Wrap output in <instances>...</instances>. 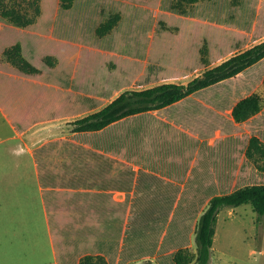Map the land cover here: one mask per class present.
I'll return each mask as SVG.
<instances>
[{
    "label": "rangeland",
    "instance_id": "obj_1",
    "mask_svg": "<svg viewBox=\"0 0 264 264\" xmlns=\"http://www.w3.org/2000/svg\"><path fill=\"white\" fill-rule=\"evenodd\" d=\"M0 2L26 18L35 14V0ZM171 4L172 0H74V11L55 13L54 26L65 25L54 33L58 40L27 33L0 17V98H17L20 105L0 109V139L11 134L8 119L13 122L14 117L22 123L13 122L17 133L31 140L29 150L20 140L0 143V264H77L85 254H102L109 264L147 260L172 264L180 248L195 253V224L210 197L264 183V174L256 169L264 158L250 161L244 156L251 136L264 142V59L202 93L211 100L197 96L201 101L192 107L206 113L207 119L192 124L179 106L165 111L189 123L191 132L201 138L197 147L193 140L160 136V127L155 142L147 141L140 134L150 122L146 116L122 120L100 132H73V121L125 90L163 82L186 84L264 40V0H210L184 5L190 7L185 15ZM56 9L62 10L59 4ZM113 13L121 16L115 38H94L91 23L96 19L95 26ZM48 24L46 18L40 26ZM16 43L24 57L42 69L41 75H24L5 60L3 52ZM46 56L58 60L56 68L45 67ZM27 94L34 96L25 99L24 106L19 101ZM250 94L261 97L263 109L237 124L229 110ZM205 100L210 107H200ZM215 103L219 116L213 120ZM166 114L165 118H172ZM177 124L185 128L182 122ZM140 152L165 160L177 175L187 157L194 156L187 168L195 184L187 191L189 198L180 189L160 194L142 177L136 182L133 166ZM195 158L198 164L193 163ZM120 169L132 174L118 175ZM88 171H93L99 185L133 188L128 199L116 197L121 187H113L116 198L110 202L107 196V207H101L106 205L102 202L91 207L86 195L91 190ZM99 195L94 199L103 198ZM152 195L157 198L151 201ZM263 222L264 215L249 204L221 209L209 264H264Z\"/></svg>",
    "mask_w": 264,
    "mask_h": 264
},
{
    "label": "trees",
    "instance_id": "obj_2",
    "mask_svg": "<svg viewBox=\"0 0 264 264\" xmlns=\"http://www.w3.org/2000/svg\"><path fill=\"white\" fill-rule=\"evenodd\" d=\"M35 1V14L31 18H26L15 9L5 8L4 5H1V2L0 17L10 25L25 30L27 33L44 39L58 40L54 36V33L65 28V25L54 26L53 18L55 17V13L57 15L59 13H69L70 10L74 11V0H60L59 3L51 0V7L47 4L49 0ZM208 1L210 0H172L171 8L185 15L193 5ZM58 4L62 10L56 9ZM184 5H190V7L185 9ZM46 18L49 19V24L45 28L41 27L40 24L42 22L46 23ZM95 20L91 23L94 38L106 40L115 38L112 36L117 35L116 29L121 21V16L118 13H113L95 26H92ZM64 43H70V40H65ZM72 45L77 44L72 43ZM3 55L6 57L5 60L7 62L14 65L24 75L39 76L42 74V69L34 66L24 57L19 43L6 49ZM263 59L264 40L231 55L211 68L205 69L199 76L186 84L163 82L139 90H125L99 110L73 121L71 123L73 125V132H100L122 120L135 116L139 118L142 114L165 109L195 93L236 77ZM43 63L45 67L54 69L58 65V60L51 56H46L43 58ZM262 109L261 97L257 94H250L232 104L229 113L231 119L239 124L257 116ZM244 156L250 161L256 160V158H264V142L257 136H251L248 140ZM256 169L264 174V163L257 164ZM244 204H249L258 215H264V183L246 184L231 192L210 197L195 224V253H191L187 248H180L174 253L172 264H209L215 234L214 223L217 214L223 208H236ZM77 264L109 263L102 254H85L79 258ZM142 264L156 263L147 260Z\"/></svg>",
    "mask_w": 264,
    "mask_h": 264
},
{
    "label": "crops",
    "instance_id": "obj_3",
    "mask_svg": "<svg viewBox=\"0 0 264 264\" xmlns=\"http://www.w3.org/2000/svg\"><path fill=\"white\" fill-rule=\"evenodd\" d=\"M7 68L11 69L8 66H7ZM13 75H15V77L19 78V79L21 77V75H16L15 72ZM20 80L23 83L24 80H22V79H20ZM29 85H35V84L33 83V84H29ZM207 89L202 90L198 93H195V94L191 95L190 97H188V98H186V99H184V100H182V101H180L174 105H171L165 109H161L158 111H152V112L142 114L141 117L142 116H146L147 118L149 117L150 122L147 120L148 124H146V125L142 126V128H140V130H142V131H140V134L145 136V139L147 141H151L154 143L155 142V140H153L154 139L153 138L154 133L157 131L158 127H160V132H159L160 136H163L164 134L172 135V136L178 138L180 142L185 141V140L190 142L191 140H193V141H195L194 142L195 147H197L198 144L200 143L199 140L201 138L199 135H196L195 133L191 132V129H190L191 126L188 125L189 123L185 122L184 120H181V118H179L178 116L167 115L165 113V111L172 109V107H174V106L175 107L179 106L178 111L184 112L186 114L185 116L187 117V119L192 121V124L196 123L198 121H201L202 119H207L208 115L206 113L196 111L195 107H192L193 106L192 103H196V101H201L197 98V96H201V98L206 97V96H203L204 94H202V93L206 92ZM26 96H28V98H25ZM26 96H24L22 101H19L20 103L22 102V105L24 104V106L26 104L25 99L30 101V100H32L31 98L34 95H28L27 94ZM206 98H208V100H211V96H210V98L209 97H206ZM17 101H18L17 98H14V97L13 98L8 97V99L6 98L5 100L0 98V109H2V110L4 109L5 111H7V109H10V107L13 108L14 106H20V105L15 103ZM203 102L205 105H201L200 107H210V104L208 103V101L205 100ZM216 105H217V103H215V109L213 110L214 113H212V115L214 116L213 120L217 119V116H219L218 115V108L216 107ZM24 106H22L21 110L25 109ZM185 108L188 110L184 111ZM208 110H210V109H208ZM229 112H230V110H229ZM13 113H15V112H13ZM163 113L166 114V116H171L172 118H169V117L165 118L163 116ZM207 113L209 115H211V110L207 111ZM5 116L7 117L8 115L5 114ZM22 117H23V115H22ZM8 121H9L8 123H9L10 128H11V134L0 139V143L6 142V141L8 142L10 140H13V141H19L20 140L19 142H22L23 145H25V149H28V150L31 149L29 144H28L31 142L30 137L26 139L25 135L23 136V135H20L19 133H17V130H16L17 127L15 128V126L13 124V122H14L15 125L18 126L17 122H19V123H21V122L20 121L16 122L14 117L12 118L13 122H11L10 119H8ZM177 122H180V123L182 122V124L184 125L185 128H182L181 126H179L177 124ZM214 124H217V122H215ZM149 134H151V136H150L151 138L149 137ZM43 140L46 141L44 137H43ZM160 144L161 143H157L156 146H159ZM193 157H191V154L187 157L186 162H185V166L183 165L181 172L177 175L167 165L165 160L158 161L157 157L149 154L148 152H145V153L140 152L138 155V158H137L136 165L133 166L135 176H136V182L140 177H142L144 179L143 180L144 184L157 186V187H154L153 190L154 191L159 190L160 194L162 192H165V191H174V190L180 189L186 195V196H184V198H187L188 197L187 191H189V187L191 185H195V184L191 183L192 179L190 180V175H189L190 172L188 173V169H187L192 164ZM197 159L198 158H195L193 163L198 164ZM175 163L179 164V162H177V161H175ZM121 165H122V163H120V166ZM201 165H203V163ZM184 167H186L187 170L184 169ZM34 173H35L34 175L37 177L36 178L37 181H39V179H38L39 178V171L36 170V171H34ZM88 173H89V179H90L88 186H90L89 189H91V190L86 191L87 192L86 195H87V201H88V203L91 204V207L97 206L99 202L106 204L103 206L100 205L101 207H107L108 202L109 201L111 202L112 197L113 198L115 197L114 196L115 191H113V189H112L113 187H121L120 192H119V196H116V197L120 198L123 195L124 196V198H123L124 202L126 201V199H128V194L130 195L131 189H133V188H131L130 190H128V189H126V186H119V185H115L113 183L106 185V186L99 185L97 179L94 177L93 171H88ZM127 173L132 174V171L120 169L118 172V175H124ZM234 173L237 175L239 172L235 170ZM103 178H106V177H103ZM36 179L34 177L35 181H36ZM189 182H190V184H188ZM223 182L228 183L227 180H223ZM100 186H102L101 187L102 192L99 193V191L97 189L100 188ZM39 187H40V184H39ZM186 187H187V189H186ZM220 189H223V188H220ZM233 190H231V191H233ZM80 192H82V191H80ZM99 194H102L103 198L101 197V198L94 199V197H100ZM107 196L111 197V199L109 201H108ZM144 197H147L146 193L144 194ZM155 197L157 198V195H154V196L152 195L150 197V200L151 201L155 200ZM173 197H175V195ZM104 198L107 200H105ZM123 201H122V206H124ZM178 201H179V199H178ZM96 202H98V203L95 204ZM112 203L115 204V202H112ZM231 209H235V208H231ZM263 224H264V222H263Z\"/></svg>",
    "mask_w": 264,
    "mask_h": 264
}]
</instances>
